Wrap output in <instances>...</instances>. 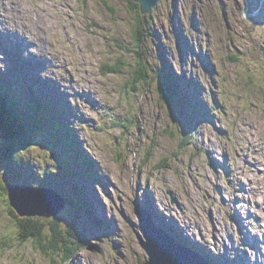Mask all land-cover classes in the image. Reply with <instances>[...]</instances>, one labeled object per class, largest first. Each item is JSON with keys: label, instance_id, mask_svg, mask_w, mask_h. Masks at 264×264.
<instances>
[{"label": "rangeland", "instance_id": "rangeland-1", "mask_svg": "<svg viewBox=\"0 0 264 264\" xmlns=\"http://www.w3.org/2000/svg\"><path fill=\"white\" fill-rule=\"evenodd\" d=\"M107 1L113 11L102 0H0V70L18 75L19 92L30 78L36 79L30 83L38 96L50 86L55 98L56 91H63L58 101L50 99L61 109L57 104L48 110L72 122L80 150L96 173L80 181L88 212L80 206L54 216L64 227L75 221L88 237L68 261L51 260L57 254L52 249L48 258L30 243L19 244L16 238L24 228L16 221L24 217L10 210L7 196L0 198V264H144L148 255L140 239L147 237L135 202L150 214L148 195L150 208L182 228L181 235L189 234L202 246L206 237V249L224 251L216 258L219 264L241 263V247L251 258L254 252L263 254L264 0H162L150 11L156 30L149 40L152 66L167 70L163 76L174 75L173 85L183 89L191 105L205 107L197 116L185 99L184 105L175 101L181 110L175 108L176 120L158 81L149 85L139 79L133 89L138 68L130 51L134 13L128 0ZM251 1H258L259 8L263 4L256 17ZM11 38L15 53L8 51ZM26 52L36 57L31 67L16 61ZM119 59L124 61L121 73L105 75L102 65ZM45 79L50 82L42 85ZM67 100L74 110L63 104ZM8 111L2 109L1 116L12 114ZM45 121L43 128L32 121L29 144L15 152L13 171L2 158L10 145L5 147L9 141L0 132V172L3 182L13 184V193L17 183L26 181L68 192L66 179L52 172L40 178L45 171H63L62 157L54 154L64 150L53 142L56 134ZM248 211L247 234L241 221ZM92 213L116 230L93 224Z\"/></svg>", "mask_w": 264, "mask_h": 264}, {"label": "trees", "instance_id": "trees-1", "mask_svg": "<svg viewBox=\"0 0 264 264\" xmlns=\"http://www.w3.org/2000/svg\"><path fill=\"white\" fill-rule=\"evenodd\" d=\"M103 4L110 10L113 11L110 4L107 0H102ZM130 4L131 11L134 13V19L136 21L135 27L133 29V48L130 51L135 52V57L137 58V66L135 76L133 79V89L137 90L135 81H139V79H144L149 81V85L154 83L155 81L159 82L160 87L159 92L161 94L162 100L168 105L170 115L173 116L174 120L179 119L176 115L177 106L174 104L175 101H179L182 103V100L185 99V106H190L194 111H203L199 107H194L191 105L189 101H187L186 97L178 92L177 89L173 88V76H163V73L158 69H155L151 63V50L149 46V40L154 37L156 34L155 27L153 26L154 14L151 13H143L141 11L140 4L133 0H128ZM109 4V5H108ZM234 60L237 59V56H233ZM122 65H124V61L119 59L114 61L113 63H106L102 65V70L105 75L109 73H121ZM167 72V70H166ZM170 70H168L169 75ZM159 79V80H158ZM253 80V79H250ZM184 94V93H183ZM1 105V104H0ZM176 108V109H175ZM180 110V109H178ZM0 111H2V107L0 106ZM40 111H42L40 109ZM181 111V110H180ZM2 114V112H1ZM0 120H2V116L0 115ZM56 130L55 133L65 132L67 128L65 125L56 122ZM121 124V123H120ZM118 124V126H120ZM125 127V126H124ZM59 132V133H60ZM10 139L17 140L14 138L13 134L10 133ZM13 150H11V154L8 156H3L2 158H7V166H11L14 164V156L12 155ZM69 164L72 163L71 160H67ZM69 181H71L69 179ZM71 190L76 191L74 194H78L80 192L78 186L76 184L71 185ZM7 195V188L5 182H3L1 172H0V198ZM7 199V198H6ZM11 211L17 214V212L10 206ZM20 216L17 214V218ZM19 227H22L23 231L19 232L18 237L16 238L19 244L22 243H30L35 247L37 251L42 253L45 257L51 258L50 255L53 253H57L55 256L51 258L53 261H57L56 257L60 256L61 261L70 260L73 255H75L82 247L83 241H86V235H81L79 230L77 229V225L69 224L67 226H63L59 219H50L47 220L44 217L38 216H25L24 218H20L16 221ZM50 246L47 250L46 246ZM13 245L8 247V250L12 249ZM50 249H52V254H50Z\"/></svg>", "mask_w": 264, "mask_h": 264}, {"label": "bare ground", "instance_id": "bare-ground-1", "mask_svg": "<svg viewBox=\"0 0 264 264\" xmlns=\"http://www.w3.org/2000/svg\"><path fill=\"white\" fill-rule=\"evenodd\" d=\"M47 16V15H46ZM22 17V16H21ZM31 18V17H30ZM25 19V18H24ZM32 19V18H31ZM49 19H51V18H49ZM23 20V19H22ZM48 20V19H47ZM24 21V20H23ZM36 21V20H35ZM42 21V20H41ZM26 22V21H25ZM46 22V21H45ZM44 22V23H45ZM41 23V22H40ZM37 24V23H36ZM1 28H3V27H1ZM52 30V29H51ZM33 31V30H32ZM31 31V32H32ZM35 33H37L38 31H39V28H37V29H35ZM47 31V30H46ZM41 32H42V29H41ZM10 34V33H9ZM33 36H34V34H33ZM23 37V36H22ZM36 38V37H35ZM54 38V37H53ZM13 38H11V39H7L6 41H7V43H8V45H10V46H8V51L11 49V52L12 53H15V51H14V49H15V45L17 44H15V42H12V41H14L15 39H13ZM13 45V46H12ZM11 47V48H10ZM54 48V45L53 46H51V47H48L47 49H46V51H49V48ZM52 48V49H53ZM33 50H35V47H34V49ZM31 51H32V49H31ZM45 51V52H46ZM34 52V51H33ZM57 52V51H56ZM23 54V53H22ZM202 54V57H204L205 56V54L202 52L201 53ZM31 55V56H30ZM34 54H32L31 52L28 54L27 52L24 54V55H18V56H16V61H18V62H26L27 63V66H29V67H31L33 64H34V61H33V59H35L36 57L35 56H33ZM29 56V57H28ZM54 57V56H53ZM33 58V59H32ZM27 59V60H26ZM206 61H208L207 59H206ZM68 70V69H67ZM66 70V71H67ZM165 73H166V71H165ZM44 74V73H43ZM164 74V73H163ZM37 76L38 77H43L42 75L40 76V75H38L37 74ZM171 76H174V75H171ZM54 79V78H53ZM28 81V85L29 86H32V83H30V81H36V79L35 78H30L29 80H27ZM45 82L46 83H49L50 82V80H46L45 79V81H44V83L42 84V85H45ZM179 84V83H178ZM41 85V84H40ZM39 85V86H40ZM38 87V86H37ZM51 87V86H50ZM76 88V87H75ZM173 88L174 89H177L178 90V92H183V89H181V88H178V87H175V86H173ZM38 89V88H37ZM1 90V89H0ZM58 92H60V94H59V96H57L56 98H55V94L54 93H51L50 94V99H51V97H52V99H56L57 101H58V99H60L61 97H62V95H64V93H63V91H61V90H58ZM100 94H104V93H102L101 92V90H100ZM182 95H184V94H182ZM57 101H56V103L54 104V106H56L57 104L59 105L60 103H57ZM181 103V102H180ZM64 104V103H63ZM182 104L184 105V103L182 102ZM1 107H2V109H6L7 111H8V107H6V106H2V105H0ZM198 107L199 108H201L200 107V105H198ZM11 109V108H10ZM202 109L203 110H205V107L204 106H202ZM12 110V109H11ZM193 110V109H192ZM186 111V110H185ZM194 111V110H193ZM1 112L2 111H0V115H2L1 114ZM196 112V114H197V116H200V114H201V112L200 111H194V113ZM213 114H215V112L213 113ZM10 116H12V114H10ZM10 116H6V118H5V116H2V120H0V125L1 126H4L5 124H6V120H8L9 118H10ZM210 116V115H209ZM206 117V118H208L209 120H210V118H211V116L210 117ZM11 120H12V117L10 118ZM14 121V123H16L17 124V117L15 116V120H13ZM213 122V121H212ZM13 125H15V124H13ZM28 129V127L26 126V130ZM15 166H16V163H15ZM221 167H223L222 165H220ZM25 183H32L31 181H26ZM76 184L77 185V183H78V180H77V178H74L73 179V177H72V182L71 181H69L68 182V186L69 185H72V184ZM68 192H70L69 194L73 197V198H75V203H78V200H77V198L79 197V195H76V194H74V192H76V191H73V190H71V191H68ZM81 192V191H80ZM80 192H78V194H80ZM148 198H146L147 199V206L149 207V209H150V213H151V215L152 216H154L155 217V219L151 222V224L152 225H154V224H157L158 226H162V228L163 229H165V230H167L168 231V229L170 228V226L171 225H168L169 223H167L165 220H168V219H164L163 218V215L160 217L159 215H160V213L158 212H154L151 208H150V203L152 202V200L150 199L151 197L148 195L147 196ZM146 201V200H145ZM83 205V204H82ZM82 205H80V206H82ZM28 206H30L29 204L27 205V209H28ZM78 206H79V204H78ZM33 209H37V210H41V209H43V208H45V207H42V208H36V207H32ZM256 210V209H255ZM258 212V211H257ZM260 212V211H259ZM155 213V214H154ZM156 213L158 214V215H156ZM250 213H249V211H248V215H247V220L244 222V221H241V225H242V229L244 228V230H246V233L248 234V231H247V229L248 228H246L247 226H246V224H248L249 223V221H248V216H250L249 215ZM253 215V214H252ZM256 216V215H255ZM254 217V216H253ZM237 221V220H236ZM238 222V221H237ZM109 224V223H108ZM106 224L107 225V229L109 230V231H111L112 229H114L115 228V230H116V227H115V224H113V223H111V224ZM245 225V226H244ZM157 230H159V229H157ZM159 231H161V230H159ZM114 232V231H113ZM162 232V231H161ZM163 233V232H162ZM168 233H170V232H168ZM179 233H181V232H179ZM185 235H182V237L183 238H185L184 237ZM187 236H189L188 234H187ZM153 237L154 238H156L157 239V241H159L160 240V238L159 237H157V236H155L154 234H153ZM190 237V238H189ZM189 237H187L186 238V241L188 242V243H190V244H192V245H188V244H185V243H183V244H185V245H183L182 247L185 249L184 250V252H185V254H187V255H189L190 256V254H192V255H194V257H196L197 259H199V257L200 258H206L207 260H209V261H211L213 264H214V261H213V258H216V257H218V255H224L225 254V252L223 251V253H212L210 250H208V248L206 249V246H207V244H208V239L205 237L204 238V241H205V246H202V244L200 245L198 242H196L195 241V239L194 238H192L191 236H189ZM249 238L251 239V240H254V237L253 236H249ZM86 240H88V237L86 236ZM257 241V240H256ZM244 242V241H243ZM199 248V249H196V248ZM240 247V246H239ZM238 249V248H237ZM245 249H246V247H245ZM245 249H244V247H241V250H240V253H239V256H237L239 259H241L242 260V262L241 263H239L238 261L237 262H234V260H233V264H251V262L252 263H254V264H264V252H263V254L261 253V254H259V253H257V252H254V256H252V258L249 256V255H247L246 253H244V255H243V253L241 252V251H245ZM146 252H147V254H146V256L148 255V258L147 259H149L148 260V262L151 260V254H150V251L148 250V248H147V250H146ZM235 254V253H234ZM249 257V260L248 261H245V259H244V257ZM236 257V258H237Z\"/></svg>", "mask_w": 264, "mask_h": 264}, {"label": "water", "instance_id": "water-1", "mask_svg": "<svg viewBox=\"0 0 264 264\" xmlns=\"http://www.w3.org/2000/svg\"><path fill=\"white\" fill-rule=\"evenodd\" d=\"M140 4V7L143 13H148L152 11V9L161 2L160 0H133ZM21 191V192H19ZM40 191H34L30 189H24L16 187V191L14 193L11 191L10 197V205L17 210V212L22 215H31L34 212H31L30 209H27V201L23 197H19L18 195L26 194L30 197L34 202L44 201V195L41 194ZM17 199V203L14 201ZM18 200L20 204H18ZM63 207V204H57V208H55L52 213H58ZM39 213H43L42 211H38ZM143 228L145 234L147 236V241H142V245L150 251L151 260L146 264H208L202 258L199 257L197 259L194 255H187L184 252V248L181 245L175 243L171 238H169L166 234L157 230V228L152 225L148 220H144ZM153 234L160 238L157 241L156 238L153 237Z\"/></svg>", "mask_w": 264, "mask_h": 264}]
</instances>
